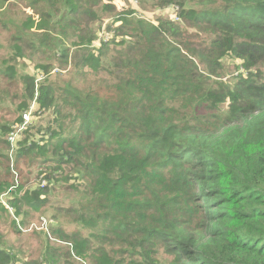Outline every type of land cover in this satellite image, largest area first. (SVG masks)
I'll return each mask as SVG.
<instances>
[{
  "label": "trees",
  "instance_id": "obj_1",
  "mask_svg": "<svg viewBox=\"0 0 264 264\" xmlns=\"http://www.w3.org/2000/svg\"><path fill=\"white\" fill-rule=\"evenodd\" d=\"M61 1L65 15L26 23L45 28L37 48L68 64L72 46L53 39L72 25L82 62L108 75L84 94L67 84L60 97L74 103L75 130L60 123L39 138L34 123L18 132L23 113L31 99L37 110L55 106L63 75L45 83L50 68L40 63L45 79H25L22 95L0 88V108L19 100L9 110L21 112L0 126V206L22 230L32 226L37 243L16 251L7 242L0 264H158L164 246L175 264H264V0H138L158 16L129 3L108 29L93 25L104 0ZM227 56L248 70L234 87L214 88L203 75L222 71ZM211 118L218 132L204 126ZM24 155L28 177L15 165ZM58 184L84 190L55 196Z\"/></svg>",
  "mask_w": 264,
  "mask_h": 264
},
{
  "label": "rangeland",
  "instance_id": "obj_2",
  "mask_svg": "<svg viewBox=\"0 0 264 264\" xmlns=\"http://www.w3.org/2000/svg\"><path fill=\"white\" fill-rule=\"evenodd\" d=\"M109 1L115 5L114 11H107L104 8V3ZM129 3L134 7L139 4L140 14L147 18L155 19L158 16L159 11L157 8L153 9L145 7V5L138 0H104L101 6L94 7L99 17L94 21L93 25L98 28L102 27L106 29H108V26L110 25H120V21H115L116 14L118 11H124ZM66 6L67 4L61 0H0V88L9 86L12 90H18L20 95H22L24 93L25 79L32 76L40 81L45 79V74L39 66L40 63H46L50 68L49 78L44 81L45 83L48 80H51L54 87H56L59 83L57 78L61 74L64 78L60 83L61 86H57L56 88L55 106L47 107L45 109L40 107V109L37 110V107L33 106L35 104L34 100L31 99L29 101V121L26 126L34 123L33 125H35L36 128L33 129V132H36V138H39V136L43 134L49 135L51 131H46V129L50 126L55 127V129L59 131L60 123L63 124V128L66 129L65 132L67 134L75 130L74 103L67 104L64 102V98L60 97L61 94L65 95L64 88H67V84L70 83L72 88L78 86L84 94L86 91L91 92V90L96 87L97 84H94L95 80H101L108 75L106 71H95L89 65L82 62V55L76 52L78 47L74 45L77 32L72 25L59 28L62 31L56 34V37L53 39L59 40L60 42H54L65 45L66 47L72 46L71 51H73V54L68 64L61 63L53 48H37V46H39L42 32L45 29H38L36 25L42 21L40 20L41 16L43 14H49L52 17L59 18L68 13L65 11ZM31 16L37 20L32 29L26 26V23H29ZM83 16L86 15L79 11L76 14V19ZM192 40L199 44L208 43L206 37H195L192 38ZM17 44L21 47L20 51L16 49ZM91 48H93V46ZM110 55L112 54L110 53L109 56ZM9 67H12L13 70H9ZM200 69L205 73L204 65L201 63ZM247 70L248 69L241 65V62L237 58L234 56H227L223 58L222 71L218 72V74L205 73L203 76L209 79L211 86L222 89V86H225L226 88L234 87L238 80L237 74L239 72L246 73ZM50 87L52 88L51 85ZM18 102L19 100L12 101L9 99L2 104V107L0 108V126L6 122H14L21 114V112L9 110V107L15 109ZM3 108H8V110L2 111ZM206 111H208V109L205 106L200 108V112L205 113ZM219 113H221L224 118L229 116L230 111H228L227 103L223 104V108ZM17 125L18 124L14 126V130H17ZM204 126L210 128V130H213L214 132H218L220 124L219 121L216 122L211 118L208 122L204 123ZM37 128L42 129L41 133L37 132ZM19 131L21 130H18V132ZM55 139L57 138H54L53 141ZM7 149L8 147H6V150ZM41 160L42 158H40L38 162H35L31 170H36L38 167L42 166ZM28 161L29 156L24 155L17 161V163H15L17 171H23L24 177L29 176L28 171L30 169L28 168ZM68 170H71L73 175L76 174L71 166L68 167ZM161 173L162 169L157 172H151L150 174L160 176ZM89 181V179H86L85 183H88ZM31 182L32 184L38 183L37 179L34 177ZM71 182H74V176L72 177ZM58 187L60 189L54 193L55 196L68 195L74 191L84 190V186H81L79 189H75L74 187L65 189L58 184ZM46 216L52 217V211H47ZM63 223L64 228L71 231L73 225L69 224L66 220H63ZM24 225L21 227L26 228ZM89 227L90 228L83 229V232L88 233L91 228L93 230L95 229L91 226ZM29 228V230H22L19 225L13 221L11 216L0 206V247L4 248L5 244L9 242L13 244L15 250L18 251L20 248L25 250L24 246L26 248L31 244L37 245L35 235L31 231L32 226ZM114 247H119V245H115ZM164 248H162L157 254L158 264H175L174 254L168 252L166 248ZM120 256H126V259L129 258L128 255H122V252H120Z\"/></svg>",
  "mask_w": 264,
  "mask_h": 264
},
{
  "label": "built area",
  "instance_id": "obj_3",
  "mask_svg": "<svg viewBox=\"0 0 264 264\" xmlns=\"http://www.w3.org/2000/svg\"><path fill=\"white\" fill-rule=\"evenodd\" d=\"M23 117H24V122L21 124V126L19 127V129L21 130L24 126H26V124L28 123V121H29V112H25L24 114H23ZM14 133H12L11 135H10V137H9V140H10V142L12 143L13 142V140H14ZM11 208V207H10ZM12 209V208H11ZM42 226L43 227H47V220L46 219H44L43 220V224H42Z\"/></svg>",
  "mask_w": 264,
  "mask_h": 264
},
{
  "label": "clouds",
  "instance_id": "obj_4",
  "mask_svg": "<svg viewBox=\"0 0 264 264\" xmlns=\"http://www.w3.org/2000/svg\"><path fill=\"white\" fill-rule=\"evenodd\" d=\"M24 113H25V112H24ZM24 113H23V114H24ZM23 118H24V117H23ZM23 122H24V120H23ZM17 126H18V125H17ZM19 127H20V126H19ZM9 141H10V140H9Z\"/></svg>",
  "mask_w": 264,
  "mask_h": 264
}]
</instances>
